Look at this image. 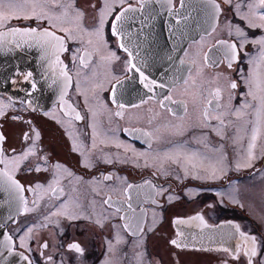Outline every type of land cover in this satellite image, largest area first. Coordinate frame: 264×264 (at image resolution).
Here are the masks:
<instances>
[{
  "label": "flooded vegetation",
  "instance_id": "obj_1",
  "mask_svg": "<svg viewBox=\"0 0 264 264\" xmlns=\"http://www.w3.org/2000/svg\"><path fill=\"white\" fill-rule=\"evenodd\" d=\"M237 2L232 0L228 5L224 0H216L221 12L214 22L209 15L210 6L204 0H183V3L172 0L171 5L167 0H144L143 5L141 0H126L115 7L105 23L107 50L104 54L114 52L118 57L110 63L93 54L90 60L86 58V66L82 65L80 56L86 50L92 52L88 37L66 39L68 50L60 54V59L71 80L64 101L83 117L78 121L73 115H65L67 106L61 103L64 78L59 74V66L53 71L49 60L42 58L41 48L22 41L19 47L8 43L0 48V108L4 112L0 116V135L5 137L0 148L9 158L22 155L29 148H34L36 153L23 161L15 172V179L26 189L28 207L34 210L23 212L17 200L13 219L5 226L20 255L28 256L31 264H247L248 258L243 252L234 259L223 251V248L235 249L243 243L235 228L238 225L241 232L257 238L258 255L253 264L264 262V215L257 214L242 201L243 196L258 193V205L264 210V128L252 166L237 168L251 136L255 120L252 109H248L241 120L231 114L224 117L223 139L213 130L219 126V121L203 120L206 108L213 109L209 117L218 114L213 108L216 101L210 95L216 87L225 89L221 105L228 102V80H235L238 85L232 91L231 110L250 100L243 77L251 67L249 56L256 54L259 45H245L231 68L218 51L219 40L238 44L234 34L228 35L229 23L244 27L250 37H264V31L249 29L238 18L234 7ZM103 4L104 0H75V6L84 12L83 28L92 31L98 26V10ZM129 6L137 11L127 14L129 18L122 25L125 35L118 39L111 34L110 26L115 15ZM178 12L186 16L188 26L180 29L174 26L173 18ZM213 24L215 32H211ZM46 26L47 22L12 19L5 27H0V32L12 27L42 29ZM56 34L65 35L58 31ZM121 43L132 53L135 69H159L167 65L168 60L177 64L183 61L187 68L168 89L127 98L122 94L121 85L126 83L132 67L128 64V51L120 47ZM204 54L209 57L207 65L203 61ZM213 60L217 63L213 64ZM199 68H203L200 75L197 74ZM168 96L177 103L168 101ZM209 100H212L211 105ZM160 101L164 107L160 106ZM119 104L124 108L120 109ZM5 105L7 107H3ZM231 110L221 107L219 112ZM118 111L122 116L115 115ZM92 112L97 115L93 117ZM93 124L101 138L107 136L112 142L100 144L97 140V147L92 149ZM177 124L185 125L186 131L182 135L169 134V128ZM37 131L39 139H36ZM148 132L153 135H145ZM236 136L242 139L234 142ZM74 141L83 145L80 151H73ZM116 142L127 146L128 151L123 146L117 147ZM181 145L183 151L207 157L205 166L223 155L225 159L219 165L223 171L211 178L207 172L193 170L188 165L189 174L185 175L183 162L171 161H164L161 169L157 156L175 151ZM138 153L145 155L138 156ZM85 156L89 167H84ZM38 164L42 168L40 172L35 171ZM56 164L73 175L67 176L63 170L58 172ZM104 176L111 179L105 180ZM55 178H59L63 193L58 198H53L52 193H43L38 206L35 205L33 201L37 196L27 189L37 184L47 188ZM106 200L109 203H104ZM64 204L75 219L51 215L63 211ZM196 216H202L207 227L192 219ZM177 220L187 223L177 224ZM125 224L129 227L125 228ZM188 226H191L190 234L184 233ZM29 227L33 232L28 240L30 250L26 251L19 246V237ZM190 238L195 241L190 242ZM172 240H177L181 246L173 245ZM44 243L48 248L42 247ZM73 243L81 246L83 254L69 248ZM49 256L51 261L47 260Z\"/></svg>",
  "mask_w": 264,
  "mask_h": 264
},
{
  "label": "snow or ice",
  "instance_id": "obj_2",
  "mask_svg": "<svg viewBox=\"0 0 264 264\" xmlns=\"http://www.w3.org/2000/svg\"><path fill=\"white\" fill-rule=\"evenodd\" d=\"M126 2V0H112L109 3V0H104V4L102 9H99V23L98 26L95 27L94 30L89 31L82 27L81 21L84 17V12L75 6V0H66V2H62V0H0V27H5L7 23L12 19H23V20H34L38 24H43L47 22V26L41 28L37 27H25L23 29L19 27H12L7 32H0V48L5 47L8 43H15L17 47L20 46V42L24 43H35L39 48H41L44 52V57L49 60V67L55 71L57 66H59V74L64 78V90L61 94V103L62 105L67 106V110L65 111V115H73L75 120H81L83 117L76 111L72 105L67 104L64 101V95L67 94V88L69 86L71 77L68 75L66 71V66L63 64V61L60 59V54L67 51L66 47V39L74 40L78 37L83 40V36H87V44L92 47V52H88L87 50L83 55L80 56V63L86 66V58L90 60L93 54H98L99 58L103 62L110 63L113 60L118 59L114 52H107L105 55L104 52L107 50V41L104 36V28L105 23L107 22V17L112 14L115 7L119 4L122 5ZM144 0H141V5H143ZM172 0H167V3L171 5ZM183 3V0H181ZM206 4L210 6V17L215 22L218 19V16L221 12L220 5L216 3V0H204ZM225 4L231 5L232 0H224ZM95 7V5H93ZM235 11L238 15V18L244 22L247 28L249 29H260L264 31V0H238L235 4ZM59 8L60 11H54V9ZM246 9V10H242ZM137 11V9L132 8L131 6L127 8H123L118 14L114 17V22L111 24V34L118 39H122L125 33L122 31L123 21L128 19V13H133ZM64 25H69V27H65ZM50 29H56L58 32H62L65 35L59 36L56 34V31H51ZM234 29V32H233ZM215 24H213L211 28V32H215ZM209 32V35L211 34ZM76 33L77 35H73ZM235 35L237 42H229L225 40L217 41L220 48L219 52L222 53L223 60L227 61L228 67L231 68L233 62H236L239 58V50H242L245 45H259L256 54L250 55L248 59V63L251 66L250 70L247 73L246 77H243L244 82L248 88L247 96L250 100L245 101L243 105L240 107L231 110V100L233 99L232 91L237 89L238 85L235 80H228L227 88L228 91V102L225 105H221L220 100L222 97V89L221 87H216L215 90L210 93V95L215 99L216 104L213 106L214 110L218 112L217 115L213 117H209V111L213 109L206 108L203 113V120L206 122L209 119H216L219 121V126L214 128L217 135H220L223 139V132L226 127L224 122V117L231 114L235 116L237 120H241L245 115H247V110L252 109L255 114V120L251 129V136L248 140L247 147L242 158V162H238L236 167H251L252 161L255 159V151L258 146V140L262 134V128H264V37H260L259 39L255 37H250L249 34L245 31L244 27H241L239 24L233 25L231 23L228 24V35L231 37ZM11 38V39H9ZM19 38V40L17 39ZM203 42V37L201 38V43ZM121 48L125 51H128L129 61L128 64L131 67H136L135 64H132V53L128 50V48L121 43ZM187 55V54H186ZM76 57H73L75 60ZM204 64L207 65L209 63V57L207 54L203 56ZM183 63V61H182ZM195 63V61H193ZM213 64L217 63L216 60L212 61ZM139 71V69H137ZM203 72V68H199L197 74L200 75ZM28 77L31 76V73L27 74ZM141 83L144 84V87L148 89L149 92L153 90L154 87H164V85H157L154 81L148 80L146 76H144L143 72L140 73ZM27 79V77H26ZM227 79V78H226ZM216 80H219V76L216 77ZM119 83V81H117ZM187 84V81H184ZM35 88V85H32ZM96 87H103V85H96ZM79 90V86H78ZM115 95V88H113V96ZM151 99V97H149ZM168 101L172 103H177V101L173 100L171 96L167 97ZM115 102V101H114ZM146 103L147 101H142ZM182 106L184 102H180ZM208 104H212V100L208 101ZM106 107V105H102ZM160 106L164 107L163 101H160ZM7 107V105L3 106ZM118 107L120 109L124 108L123 104H119ZM134 107H138V105H134ZM186 107V106H185ZM221 107L230 109L231 111L219 112ZM168 111H172V109H168ZM4 114L3 108H0V116ZM93 117L97 115L96 112H92ZM117 116H122V112L118 111L115 113ZM58 123L60 121H57ZM205 126L207 124L205 123ZM93 128V136H92V149L97 147V140H99L100 144H107L111 141V138L105 136L101 138L100 133L96 130V124L91 125ZM35 131V130H34ZM127 131V129L125 130ZM159 131V129H157ZM186 131L185 125L177 124L172 125L169 128V134L172 135H182ZM238 132L240 129L237 130ZM145 135L151 137L153 133L148 132ZM40 133L36 132V139H39ZM28 137L25 136V139ZM5 137L0 135V144L3 143ZM242 137L236 136L234 138V142H238ZM117 143V147H121L119 142ZM83 145H77L74 141L73 143V151H80ZM125 147V151H128L127 146ZM183 146L181 145L175 151L164 152L162 156L158 155L157 159L160 160L159 167L162 169L164 161H171L174 164H180L183 162L185 175L189 174L188 165L191 166L193 170L201 169L207 172L208 176L211 178H215L219 171H223L222 167L219 165L222 164L225 157L222 155L219 160L215 163H209L207 166L204 164V160L208 159L207 157L200 156L199 153H188L182 150ZM135 152L134 149H132ZM219 151V149L217 150ZM35 149L29 148L22 155L13 156L11 158L7 157L2 148H0V165H3V170H0V190L7 191L11 194H14L16 199L22 205L23 212L27 213L34 209H30L28 207V201L25 199L24 193L26 189L15 179V172L19 169L20 164L27 160L29 156H34ZM81 155H84L81 152ZM138 156L145 155L144 153L136 154ZM111 162V161H107ZM84 167H89L87 156H85ZM56 170L59 172L63 170L67 176H72L73 173L68 171L67 168H63L62 165L56 164ZM42 170L41 166L38 164L35 167L36 172H40ZM46 170V169H43ZM79 179V178H77ZM105 180L111 179L110 176H104ZM149 186H151V182H146ZM132 185H128V188H131ZM28 192L33 193L37 196V199L33 201L35 205L38 206L39 200L43 198V193H52L53 198H58L60 194L63 193V189L60 188V180L59 178L53 179L51 184L47 188H43L42 185L37 184L35 188L29 187L27 189ZM171 200V197H169ZM104 203H109L108 200L104 201ZM129 207H131L129 205ZM63 211L53 212L52 216L57 215H66L70 219H75L76 216L74 214L69 213L68 205L64 204L61 206ZM119 211V208L117 209ZM45 219H50V217H45ZM192 219L200 221L201 225L207 227L204 223V219L202 216H196ZM99 222V221H98ZM177 224L187 223V221L177 220ZM40 227H46L47 225H39ZM129 225L125 224V228H128ZM237 233L241 240L242 244L237 245L235 249L223 248L224 252L229 253L234 259L239 257V254L243 252L244 256H246L247 264H253L254 258L258 255V247H257V238L254 235H246L244 232H241L239 226H235ZM33 232V228L29 227L25 230L24 234L19 237V246L24 248L26 251L30 250L28 247V240L31 237V233ZM0 235H3L0 233ZM117 242H120V238L117 237ZM171 243L176 245L177 247L181 246L177 240H172ZM43 248H48V244L44 243L42 245ZM14 248V242L12 236H5L3 240H0V249H6L9 254H12ZM71 250H74L77 253L83 254V249L78 243H73L69 245ZM110 251L111 246H110ZM3 251L0 250V256H3ZM21 259L24 261H28V264H31L28 256L21 254ZM48 261L52 260V257H47ZM257 264H264V262H257Z\"/></svg>",
  "mask_w": 264,
  "mask_h": 264
},
{
  "label": "water",
  "instance_id": "obj_3",
  "mask_svg": "<svg viewBox=\"0 0 264 264\" xmlns=\"http://www.w3.org/2000/svg\"><path fill=\"white\" fill-rule=\"evenodd\" d=\"M175 22L174 26L177 29L181 27H186L187 18L185 15H181V12H178L177 16H174ZM179 51V48L177 49ZM167 65L160 67L159 69H139V71L135 68L129 69V74L125 78V84L121 85L122 94L126 95V97L131 98L132 96H136L139 94H150L152 92H159L161 90L168 89L173 82L178 81L185 68L187 66L181 64H177L172 62L171 60L167 61ZM143 72L144 76L147 77L148 80L154 81L157 85H164V87H154L151 92L148 91L147 88L144 87V84L141 83L140 73ZM0 170H3L0 168ZM18 208V201L14 194H11L7 191L0 190V240H3L5 236H9L7 230L5 228L8 222H11L15 211ZM191 226H188L187 234L192 233ZM189 241H195L194 238H190ZM3 251V256H0V264H25L24 260L21 259V255L18 251L13 248L12 254H9L6 249H0Z\"/></svg>",
  "mask_w": 264,
  "mask_h": 264
},
{
  "label": "rangeland",
  "instance_id": "obj_4",
  "mask_svg": "<svg viewBox=\"0 0 264 264\" xmlns=\"http://www.w3.org/2000/svg\"><path fill=\"white\" fill-rule=\"evenodd\" d=\"M258 199H259V194L258 193H252V194H248V195L243 196L242 201H244V203L246 205L250 206V208H252V210H254V212H256L257 214L264 215L263 208H261L258 205V203H259ZM262 219H264V218H262Z\"/></svg>",
  "mask_w": 264,
  "mask_h": 264
}]
</instances>
